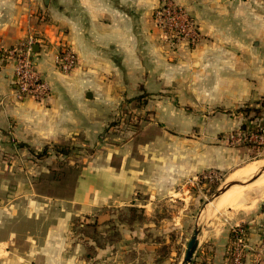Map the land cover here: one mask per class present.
<instances>
[{
	"label": "crops",
	"instance_id": "obj_1",
	"mask_svg": "<svg viewBox=\"0 0 264 264\" xmlns=\"http://www.w3.org/2000/svg\"><path fill=\"white\" fill-rule=\"evenodd\" d=\"M174 1L198 25L200 37L194 44L167 43L154 20L161 0H0V144L17 139L28 149H37L52 142L97 140L122 96L139 87L171 93L161 102L181 107L262 104L264 0ZM30 37L33 60L51 89L44 101L15 94V62L7 50ZM61 39L78 57V65L67 72L55 61ZM257 120L264 131V108ZM192 121L207 126L198 136L177 141L175 154L189 160L188 165L160 167L159 175L149 178L147 170L152 167L147 164L140 179L136 172L141 171L134 169L129 176L122 173L123 166L117 168L108 159L93 167L94 173L84 174L73 198L75 214H91L115 197L119 203H132L128 197L137 189L152 193L153 187L161 189L186 176L229 169L233 150L216 138L239 129L242 118L225 112L201 123ZM177 128L184 132V121ZM30 205L32 211L21 212L16 199V210L0 214V264H130L114 245L99 248L88 258L87 244L72 237L70 213L51 222L40 213L38 202ZM16 220L20 227H10ZM240 222L247 231L243 264H254V251L264 243V213ZM131 233L129 239L134 238ZM200 237L208 243L199 238L193 263L224 264L230 231L210 229Z\"/></svg>",
	"mask_w": 264,
	"mask_h": 264
},
{
	"label": "rangeland",
	"instance_id": "obj_2",
	"mask_svg": "<svg viewBox=\"0 0 264 264\" xmlns=\"http://www.w3.org/2000/svg\"><path fill=\"white\" fill-rule=\"evenodd\" d=\"M163 96L170 97L171 93L148 92L142 87L134 93H125L119 107L94 141L52 142L37 149H28L17 139H11L7 145L0 144L2 149L5 147L0 151V214L16 210V199L21 212L32 211L30 204L35 201L40 213L48 216L46 221L51 219L53 222L62 213H70L68 221L72 237L87 245H92V240L78 232L74 222H97L102 241L108 243L102 248L114 245L113 249L123 252L122 258L130 264H182L188 241L196 227L201 228L200 236L210 229H228L231 233L240 219L264 213V169L244 178L235 175L247 164L264 160V142L248 138L251 133H256L253 128H261L257 119L264 108V100L259 105L244 103L229 109L215 103H202L200 107L184 104L181 107V103L161 102L163 99L167 101ZM247 105L259 107L260 112L252 111L245 116L241 109ZM182 112L183 116L180 115ZM225 112H231L234 117L240 116L242 124L247 125L246 132L239 128L216 138L233 150V163L229 169L215 168L186 176L175 183L169 182L161 189L153 187L152 193L148 189L145 190L148 192L137 189L134 195L128 197L134 200L132 203H119L120 199L115 197L113 202L96 208L91 214H75L77 207L73 198L77 186L84 174L95 172L93 167L104 162L107 164L110 159L109 162L117 168L124 167L122 173L131 176L136 169L141 171L136 172L137 178L144 179L143 168L147 164L152 167L147 170L149 178L157 177L160 167L177 169L188 165L189 160L182 161L175 154L177 141L181 137L185 138L183 140L192 139L200 134L203 126H207L194 125V118L201 123L212 115ZM181 120L186 125L184 132L177 128ZM245 142H251L253 146ZM47 147V154L40 156L39 153ZM229 183L234 184L215 197V193L225 189ZM228 191L239 192L238 198L232 204L217 205L220 196ZM132 204L142 207L146 218L133 225L122 223L121 214L126 212L121 211ZM22 223L29 226L26 221ZM11 225L20 227V220L9 223ZM130 232L135 233L132 239L128 238ZM201 239L202 244L208 243L204 237ZM234 246L235 240L226 247L224 264H236ZM244 260L245 249L241 264ZM253 263L264 264V243L254 251Z\"/></svg>",
	"mask_w": 264,
	"mask_h": 264
},
{
	"label": "built area",
	"instance_id": "obj_3",
	"mask_svg": "<svg viewBox=\"0 0 264 264\" xmlns=\"http://www.w3.org/2000/svg\"><path fill=\"white\" fill-rule=\"evenodd\" d=\"M156 25L162 30L163 37L170 46L178 42L196 43L200 37V31L196 21L186 8L177 4L174 0H161L154 13ZM33 38L20 42L7 50L8 57L14 60L16 75V96L31 97L37 101H44L50 96V85L42 75L32 57ZM58 67L67 72L78 65L76 53L60 40L59 49L55 56ZM242 138V137H241ZM250 140L260 139L264 142V131L251 133ZM235 246L233 259L236 264L242 263L243 251L246 247V234L241 225L234 227Z\"/></svg>",
	"mask_w": 264,
	"mask_h": 264
},
{
	"label": "trees",
	"instance_id": "obj_4",
	"mask_svg": "<svg viewBox=\"0 0 264 264\" xmlns=\"http://www.w3.org/2000/svg\"><path fill=\"white\" fill-rule=\"evenodd\" d=\"M241 111L245 112V116H249L251 114V112H260L259 107H250V106H245L241 109ZM242 132H246L247 131V125L246 123H243L240 127ZM249 130H251L250 128H248ZM262 128L260 127H255L252 129V131L254 132H259ZM245 144L249 145V146H253V144L251 142H245ZM48 152V147L45 148L43 151H41V153H39V155H44L47 154ZM126 212L125 214H121V220L123 221L122 223H127L129 225H133L137 222H141L142 220H144L146 217L144 216L143 213V209L142 207H137V206H128L127 208H125L124 210L121 211V213ZM75 229H78V232H80L82 235H88L89 239L92 240V245H87V257H92L98 250V248H102L105 245H107L108 243L103 242L102 241V233H100L98 231V223L94 222V223H75ZM246 233V231H245ZM233 240H235V232H231L230 233V240H229V244L231 245L233 243ZM88 242V241H87ZM229 245V246H230Z\"/></svg>",
	"mask_w": 264,
	"mask_h": 264
},
{
	"label": "bare ground",
	"instance_id": "obj_5",
	"mask_svg": "<svg viewBox=\"0 0 264 264\" xmlns=\"http://www.w3.org/2000/svg\"><path fill=\"white\" fill-rule=\"evenodd\" d=\"M262 165H264V160H255V162L247 164L245 167L242 166L243 168L240 169L235 175L237 177L244 178L245 176H248L250 173L253 174L255 171L264 169V167H260ZM258 180L261 181L260 178ZM238 196H239V192L228 191L224 193L222 196H220V199L218 200L217 205L224 206V205L232 204V202L235 201V199L238 198Z\"/></svg>",
	"mask_w": 264,
	"mask_h": 264
},
{
	"label": "water",
	"instance_id": "obj_6",
	"mask_svg": "<svg viewBox=\"0 0 264 264\" xmlns=\"http://www.w3.org/2000/svg\"><path fill=\"white\" fill-rule=\"evenodd\" d=\"M233 184L234 183H229L225 189L218 190L215 193V197L218 196L220 193L224 192L226 189H228ZM200 232H201L200 227H196L194 229L193 234H192L190 240L188 241L187 249H186L182 264H192L193 259H194V255H195L196 250L198 248L199 238H200V234H201Z\"/></svg>",
	"mask_w": 264,
	"mask_h": 264
}]
</instances>
